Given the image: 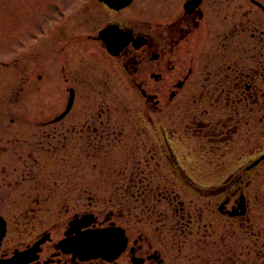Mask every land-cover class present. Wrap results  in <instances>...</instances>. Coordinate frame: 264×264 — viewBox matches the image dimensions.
Here are the masks:
<instances>
[{"label":"flooded vegetation","instance_id":"1","mask_svg":"<svg viewBox=\"0 0 264 264\" xmlns=\"http://www.w3.org/2000/svg\"><path fill=\"white\" fill-rule=\"evenodd\" d=\"M98 1L0 54V196L41 198L0 261L264 264V0Z\"/></svg>","mask_w":264,"mask_h":264},{"label":"rangeland","instance_id":"2","mask_svg":"<svg viewBox=\"0 0 264 264\" xmlns=\"http://www.w3.org/2000/svg\"><path fill=\"white\" fill-rule=\"evenodd\" d=\"M60 2H62L64 6H72L75 12V15L68 23V29L73 31L74 35H79L75 36V42L73 44L75 47L79 43L82 44V42L77 40L84 38V36L90 32L91 27H95V25H97V28H100L99 22L108 18L104 14V10L101 8L98 0H0V54L7 52L8 47L16 43L17 38L24 36L31 39L32 35L38 31V22L44 23L45 18L51 20L53 17L55 18L57 16L56 12H59L57 9L61 6L58 5ZM135 5L133 8L137 6ZM70 13L71 11L68 14ZM58 19L62 20L60 17H58ZM90 20H94V24L90 23ZM10 76H13V68L6 73L5 77L7 78ZM14 85L17 84L15 83ZM14 91L17 93L18 88ZM5 102L7 101H0V106H2L1 104ZM11 103H14L11 107H19L17 101ZM11 118L15 119L17 117L13 116ZM5 123L9 124L10 122L7 120ZM3 140H6V138L1 135L0 142ZM3 164L4 159L2 158L0 159V171L3 169ZM40 172L43 173V171ZM57 199L62 204L70 203L72 200L70 197H60L56 198V200ZM95 199L97 201L99 197H95ZM9 200H14V204H9ZM37 200H39L38 202H41V198L36 197V195L19 198L13 196H0V214L12 220L14 215L19 216V214L24 212V210H28L30 208L38 210L41 205L35 203ZM44 206L47 205H43V211L30 213V215L34 214L36 217L33 224L38 228L37 230H39L40 226H46L58 221L60 219L58 218L59 214L66 215L64 212H61V208L47 209V207ZM15 238L16 237L12 234L8 235L3 248L5 249L10 246L11 242L15 241Z\"/></svg>","mask_w":264,"mask_h":264},{"label":"water","instance_id":"3","mask_svg":"<svg viewBox=\"0 0 264 264\" xmlns=\"http://www.w3.org/2000/svg\"><path fill=\"white\" fill-rule=\"evenodd\" d=\"M131 1L132 0H122L123 3L113 4V6L116 9L124 8ZM4 234H5V224H4L3 220L0 218V244H1L2 238L4 237ZM91 251L92 252H94V251L101 252L102 250H101V247L93 246V248H91ZM10 263H12V262H10ZM0 264H9V263L0 262Z\"/></svg>","mask_w":264,"mask_h":264}]
</instances>
